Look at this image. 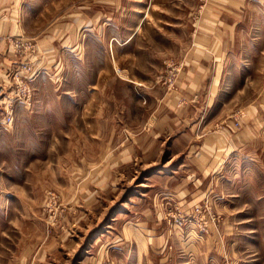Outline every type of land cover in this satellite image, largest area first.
Returning <instances> with one entry per match:
<instances>
[{"label": "rangeland", "instance_id": "obj_1", "mask_svg": "<svg viewBox=\"0 0 264 264\" xmlns=\"http://www.w3.org/2000/svg\"><path fill=\"white\" fill-rule=\"evenodd\" d=\"M0 264H264V0H0Z\"/></svg>", "mask_w": 264, "mask_h": 264}]
</instances>
